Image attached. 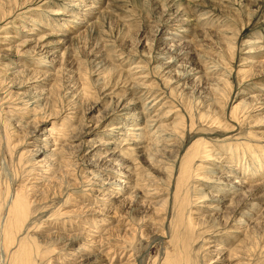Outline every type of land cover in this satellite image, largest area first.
<instances>
[{
  "label": "rangeland",
  "instance_id": "rangeland-1",
  "mask_svg": "<svg viewBox=\"0 0 264 264\" xmlns=\"http://www.w3.org/2000/svg\"><path fill=\"white\" fill-rule=\"evenodd\" d=\"M254 1L0 0V189L52 186L46 212L31 211V232L53 240L35 264L96 253L52 239L61 234L104 239L99 264H264V0ZM147 102L145 151L115 154L111 128L131 127ZM190 158L185 210L176 194ZM131 173L139 183L127 188Z\"/></svg>",
  "mask_w": 264,
  "mask_h": 264
},
{
  "label": "bare ground",
  "instance_id": "bare-ground-1",
  "mask_svg": "<svg viewBox=\"0 0 264 264\" xmlns=\"http://www.w3.org/2000/svg\"><path fill=\"white\" fill-rule=\"evenodd\" d=\"M251 1H254V0H251ZM23 5H25L24 2H23ZM20 6L21 5H18L17 9L20 10ZM9 14H6V15H9ZM73 14L71 16H73V17L77 16V12H73ZM85 15H87V14H85ZM188 24L189 23H187V25ZM189 26H191V24ZM183 32H185V31H183ZM71 33H73L71 30L70 31L69 30H65L64 32L62 31L60 33L59 36H61L60 38H63V41H62L63 43H68L69 41H71L74 38V36L70 35ZM263 46H264V44L262 45V47ZM132 85H133V83H132ZM159 97H160V95L154 94L153 97H152V102L157 100ZM35 102H36L35 105H37V103L39 101L36 100ZM146 105H145V109L144 110H142V111H140V112H138L136 114L133 113V115H136V118H135L136 122H134L131 127L129 125V128H125L124 129V127L121 125V127L120 126H114L113 128H111V130H110L111 132L109 131L110 133H108V135H107L108 137H109V135L111 136V140H108L107 142H105L104 145H108V147L110 146V149L114 147V153L115 154H117V152H120L121 154L123 153V155H125V156H130L133 153H143L145 151V148H146L145 139H146L147 132H146V128L145 127L146 126L147 127L148 126L149 127L152 126L153 125L152 122L155 121V120H151V119L147 118V113H149V111H150L151 102H147ZM45 118H46V116H45ZM143 124H145V126H141ZM150 129H148V130H150ZM116 130H118V131H116ZM121 131H123V133ZM124 131H127V132H124ZM154 132H152L153 135L156 134V133L154 134ZM43 133H44V135H46V133H47L48 137H49V138L44 139L45 140L44 144H48L50 142H53V145L57 144L56 143L57 139H56V136L54 135L53 132H51L49 130H45V132H43ZM11 134L12 133H9V130H7L6 135H11ZM72 136H71V139H73ZM122 136H125V137H123V139H121ZM12 137H13V135H11L9 137V140ZM62 137H64V136H62ZM57 138H59V137L57 136ZM3 139H5V138H3ZM102 143L103 142H101V144ZM11 144H12V147H13V145H14L13 144V140L11 141ZM15 146H17V144H15ZM41 147H40L39 150H36V152L40 153V154H38L39 156L43 155V157L44 156L48 157L49 155H51L52 157H54L53 159L57 160L56 163H58L59 160L61 161V157H59V152H56L57 150L50 149V148L49 149H45V148H43V147L41 148ZM48 147H50V146H48ZM117 148H119V150L116 152L115 150ZM126 161H128V160H126ZM193 162H194L193 158H190L189 160L185 161V164H183V169H182L180 178L178 179V188H179L180 195L176 194V199L181 200L179 205L182 208H184L185 210H186V206H190V204H191L190 199H189V195H188V193H189L188 191L189 190L185 189V187H187L189 185V180L191 179V177L193 175L192 174L193 173L192 169L195 167V164ZM56 163H54L55 166H56ZM35 164H37V163H35ZM44 166H46V165H44ZM48 166H50V165H48ZM49 170L50 171L53 170V172H54V170H56V169L51 167ZM237 170H239V169H237ZM242 170H245V168L243 167ZM257 170H258V168H257ZM260 171H262V170H260ZM41 172H46V171H41ZM246 172H247V170H246ZM243 174H245V173H243ZM231 177H233V176H231ZM42 178H43V176H41L39 179H42ZM128 179H129V182H128L129 184H128L127 188H129V185L131 186L132 183L135 184L133 187H136V185H138V183H139V182H136L137 179L134 180V178H132V173L130 175H128ZM239 179H241V178H239ZM7 182H9V181H7ZM2 183H3V181H2ZM46 183H48L47 179H45V181H44V183L42 185H46ZM118 183L115 184V185H122L121 181H119ZM0 184H1V175H0ZM238 185H241V184H238ZM25 186L24 185L18 186L15 189V188H13L14 186L12 187L10 184H7L5 190L2 191L0 189V213L4 212V215H2L3 218L2 217L0 218V230H1L0 232H2L1 234L3 235V237L0 236V238L2 237V239H3L2 241L4 243V246H5L6 250H9L8 251V253H10L9 257L11 258V259L9 258L10 259V262H9L10 264H35L36 259H44V257L47 256L44 253V249L47 252V245L46 244H48V242L51 243L53 241V240H50L51 239V236H50L51 234H39V233L37 234V232H31V230H35L34 228L35 227L37 228L40 225L38 222L32 221L33 220L32 218L34 216H33V212H31V211L33 209H35V210L39 209L40 213H45L46 212L47 209L44 212V209L46 208V206L44 204L46 202L45 200L48 201L49 196L51 195V193H50V189H52L51 184H48V186L45 187L46 189L45 190L43 189L42 192H39L40 190H36V188H35L36 186H34V185H31L30 187L27 186V188ZM112 187H113V185H112ZM133 189H135V188H133ZM224 190L227 191V192H230L229 189H225L224 188ZM115 191H116V194L120 193V191L124 192V190L122 188H120V187H117V189ZM37 193H38V195L36 196L35 194H37ZM34 197H36V198H34ZM71 197H72V194H69V198H71ZM32 198H34L33 202H37L38 201L37 203L40 204L39 207H33V205H32L33 204L32 203L33 199ZM62 212H66V211H62ZM67 213H69V210H68V212H66V214ZM70 213H74V212H70ZM52 214L57 217V216H59L61 214V212L58 209L57 211L55 210V212H53ZM68 215H70V214H68ZM60 217H62V216H60ZM45 219H47V218H45ZM181 222L182 223L185 222L184 218L181 219ZM196 225L197 224H194V227H191V226H188V227H189V229H193L194 230L195 228H197ZM199 232H201V231H199ZM94 238H95V236L92 235V234H81V235H79V234H72V235L68 234V235H65V236H62V234H61V236L59 235V236H57L55 238H52V239H54L55 241H58L60 243H65V247H71L72 245H74V243H76L78 241H86V242L88 241V242L94 243L93 247L91 248V251H92V253H94V252H96V253L86 257L84 259V264H99V263H101L103 261L102 259H104V255H102L103 252L101 251V247L105 246V242H104V239H102L101 237L98 240H93ZM206 242H208V241L206 240ZM114 246H115V244H114ZM79 249H82V248L80 247ZM182 253H184V249H181L179 251V254H180L179 258L180 259H181ZM242 258H244V257H242ZM230 259L231 258H229V262H230ZM182 260H183V262L181 261V263H179V264H193V262L191 260V257L189 259L183 257ZM218 261H219V259H218ZM224 261H226V258L224 259ZM231 261H233V260L231 259ZM227 264H231V262L227 263Z\"/></svg>",
  "mask_w": 264,
  "mask_h": 264
}]
</instances>
